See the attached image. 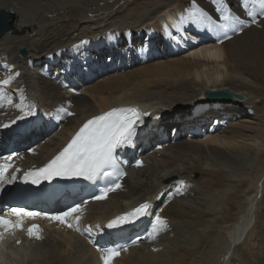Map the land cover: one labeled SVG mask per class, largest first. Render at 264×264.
Here are the masks:
<instances>
[{"label": "bare ground", "instance_id": "bare-ground-1", "mask_svg": "<svg viewBox=\"0 0 264 264\" xmlns=\"http://www.w3.org/2000/svg\"><path fill=\"white\" fill-rule=\"evenodd\" d=\"M109 3L105 0H0V11L8 10L18 15L13 29L0 38V81L13 77L11 84L4 86L6 98L3 107H0V122L9 119L20 122L21 119L17 117L23 116V113L16 105L23 104L27 111L31 102L33 106L35 102H42L43 109L53 112L60 124L65 120L63 132L57 134L54 142L48 141L43 146V156L25 163L20 169L40 165L72 135L71 131L78 127L79 122L114 106L137 104L144 109L151 108L148 115L153 111L152 117L142 128L147 134L143 140H139L142 157L146 141L153 145L165 136L160 129L162 126L180 125L175 131L180 137L186 131H203V128H208L204 124L208 125L213 120L208 130L211 134L200 138V141L186 142H179V137L175 138L176 134L173 137L168 135L176 153L182 151V155L186 154L183 164L186 165L185 169L176 167L174 163L161 167V170L150 168L142 171L143 166L136 168L135 174L130 172L121 179V189L111 192L105 199L88 202L82 212L73 215L70 222L78 223L80 231L58 221H44L40 216L27 219L24 224H29L23 226L21 232L7 233L0 242V264H23L28 257L34 258L35 264H104L103 252L92 245L89 235L98 233L109 219L148 198L156 205L150 212V228L156 215L167 221V228L156 238L158 241L148 237L145 242L121 251L112 264H264V165L263 170L258 167L260 160L256 163L255 157H251L249 172L254 175L249 182L251 186L246 181H242L241 185L234 178L227 181L209 179L210 187H213L207 194L214 203L211 205L192 204L185 198L184 188L179 186L180 182H191V176L186 175L185 171L190 174L192 170L204 168L203 163H198L192 156L193 153L207 152L209 157L217 161L226 159L239 169L247 155L245 152H255L260 159L264 156V114L252 112V115L237 118L243 113L233 112L238 105L245 110H256L258 96L254 99L251 94L243 101H212L207 97L209 92L222 88L248 95L234 81L244 78L243 69H250L253 75L256 74L254 71L264 72V21L258 19L261 16L259 4L253 6L257 21L253 23V17L248 16L241 7V0H226V4L220 5L214 4L212 0H176V7L166 11L156 22L148 20L158 8L156 3L149 11L146 9L145 13H139V19L110 12ZM66 6L72 7L67 12L68 18L67 14L60 13L66 10ZM194 6L202 9L211 19H194ZM218 6L231 8L240 18L242 32L230 30L227 33L230 38H224V31L218 27L222 21L216 19L221 15L215 10ZM50 13L55 16H49ZM196 21L203 24L202 31ZM229 23L231 25V21ZM30 27L33 28L31 35L18 32ZM194 30L200 33L197 37L193 35ZM74 32L88 33L82 39H73ZM133 32L139 37L143 32L147 36L151 32L155 34L148 42L138 45L136 40H132ZM161 38L165 40L166 47H170L166 54L155 50ZM24 45L29 49V56L23 59L29 65L26 73L22 71L21 57L17 54L19 47ZM190 45L192 48L187 52L185 48ZM184 49L183 53L179 52ZM168 53L180 55L168 57L171 56ZM106 54L108 57L110 55L107 61L108 67L112 66L110 69L106 68L105 72L102 67L97 70L92 68L91 72L80 71L81 67H86V64L81 63L88 58L105 60ZM150 59L153 61L146 62ZM74 60L80 66H74ZM139 60L142 63L139 68L125 72L121 71L124 66H117V61L126 65ZM47 64L48 67L54 66L59 78L65 80L63 86L48 77ZM111 70L112 73L105 75ZM94 71L95 74L92 73ZM16 72H19L18 77L15 76ZM69 85H74L76 90L83 93L74 95L71 91L74 88H65ZM155 88L162 95H169L164 104L160 100L162 98L153 104L148 101L157 92ZM9 99L12 100L11 105L7 103ZM238 101L244 103L241 105ZM70 102L76 103L77 107L84 106V112L73 113L67 118L64 113L57 111L67 108ZM181 108L188 111L179 116L170 114L171 111L179 113ZM228 115L236 119L229 123L221 121ZM216 119L219 122L217 125ZM37 128L32 129L22 142H17V147L32 140L33 133L34 139L39 135L41 137L44 132L38 134ZM249 140H253L254 144L246 143ZM133 150L127 152L130 158L136 153ZM17 157L21 159V156ZM208 172L215 174L213 169ZM218 172L223 173L224 170L220 168ZM171 178L178 181L168 184L169 181H166ZM244 186L247 189H242ZM8 197V192L0 194L1 207H4ZM75 216L80 217L79 221L75 220ZM54 223L61 227L51 231L55 228L52 226ZM32 224L39 225L40 239L29 237L27 228ZM55 231L60 233L56 234ZM17 234L23 235L24 245L14 242ZM50 234L56 238L61 235V238L42 244V237ZM192 234L198 240L195 241L196 246L189 242ZM151 240L154 244L148 243ZM6 247L9 253H6Z\"/></svg>", "mask_w": 264, "mask_h": 264}, {"label": "snow or ice", "instance_id": "snow-or-ice-1", "mask_svg": "<svg viewBox=\"0 0 264 264\" xmlns=\"http://www.w3.org/2000/svg\"><path fill=\"white\" fill-rule=\"evenodd\" d=\"M212 2L217 5L226 4V0H212ZM256 4H259L261 9L259 15L264 16V0H241V7L246 10L248 16L253 17V23H256L255 13L253 12V6ZM215 10L221 14L216 19L222 21L218 27L224 31L225 39L230 38L227 35L230 26L232 31H243L240 18L232 12L230 7L218 6ZM193 17L204 21L211 19L197 6L193 7ZM222 42L223 40H221ZM15 76L18 77L19 72H16ZM12 79L13 77L9 76L0 81V107H3L6 98L4 86L10 85ZM7 103L11 105L12 100H7ZM16 107L24 115H32L35 111L34 106H29L27 111H25L23 104H18ZM57 111L66 115H73L66 108H60ZM146 115L148 113H142L135 107H121L112 108L103 114L88 119L54 158L49 160L43 167L25 173V181L31 180V183L38 184L41 181H48L57 177H79L92 182L104 180L108 182L107 186L101 189V194L95 196L94 199H105L108 193L122 188L120 181L126 175V172L122 167V162L119 160L118 150L134 146L138 134L137 130L143 124V117ZM22 118L23 116L17 117V119ZM11 123H16V120L11 121ZM4 126L8 127L9 125ZM31 151L35 153V149ZM12 160L13 157L11 155L0 157V161H3L0 162V188L3 187L8 169L13 167V164L10 163ZM142 164V161L138 160L136 162L137 167L142 166ZM14 179L16 177L12 176L9 179V183ZM86 203L87 201H82L53 215L28 212L23 208H12L10 209V214L15 217V220L10 216L0 214V242L3 241L7 233H13L18 229L22 230L27 219H35L41 215H44L49 220L58 221L62 225L80 231L78 223L74 224L70 221L74 214L83 211ZM151 207L152 205L148 202L141 203L133 211L111 220L107 227H122L125 224L132 223L141 216L149 215ZM79 219V216H75L76 221H79ZM151 228L149 238L154 239L156 235L167 228V221L162 216L156 215ZM27 231L30 237L41 238L39 225L32 224ZM99 250L103 252L102 259L104 264H112L113 259L119 256L121 251H126L127 248L125 246H116Z\"/></svg>", "mask_w": 264, "mask_h": 264}, {"label": "rangeland", "instance_id": "rangeland-1", "mask_svg": "<svg viewBox=\"0 0 264 264\" xmlns=\"http://www.w3.org/2000/svg\"><path fill=\"white\" fill-rule=\"evenodd\" d=\"M83 1V0H82ZM92 2L93 1H95V0H91ZM96 1H99V0H96ZM105 2H110L109 3V5H110V8L108 9L110 12H112V13H116L117 15H119V16H128V15H130V16H132V18L134 19V17L135 18H137V19H139L138 18V16H139V13H145L146 12V9L149 11L151 8H154L155 6L153 5L154 3H156V5H158V6H156V7H158L155 11H153V13H151L150 14V18L148 19L149 21H151V22H156L159 18H160V16H162V15H164L165 13H166V11H168L169 9L170 10H173L175 7H176V0H105ZM104 3V2H103ZM148 5V7L147 8H145L146 6ZM72 9V7H70V6H66V10L65 11H60V13H62V14H67V12L69 11V10H71ZM49 16H55V14L54 13H50L49 14ZM66 18H68V14L66 15ZM71 18V17H70ZM72 19L73 20H75V16H73L72 17ZM142 19V18H141ZM261 22H263L264 21V16H259V18H258ZM67 20V19H66ZM118 21V20H117ZM257 22V21H256ZM196 23H197V26H198V28H199V30L200 31H202V29H201V27L203 26V24L202 25H200L197 21H196ZM33 28H31L30 27V29L28 28L25 32H23V33H20V34H27V35H31L32 33H33ZM86 30V29H85ZM230 30H231V26H230V28H229V30H228V32H230ZM21 31V30H20ZM259 31V30H258ZM67 33V32H66ZM87 33L88 32H86V33H84L83 34V32H74V34H73V39H82V38H84L86 35H87ZM135 32H133V34H132V40H136L137 41V44L139 45V44H143V43H146V42H148L149 41V39L150 38H152V35L153 34H155V32H151V35L150 36H147V34H146V32H143V34L139 37L138 35H136V34H134ZM194 33L195 34H193V35H195L196 37H197V34H200L198 31H196V30H194ZM208 34V33H207ZM81 35H83L82 37H80ZM69 36V35H68ZM68 36H66V37H68ZM76 36V37H75ZM103 37V36H102ZM102 37H101V39H102ZM65 38V37H64ZM146 39H147V41H146ZM192 39V38H191ZM192 40H194V39H192ZM24 47H26L27 48V46H25L24 45ZM20 48H21V46L19 47V49H18V51H17V54L21 57V67H22V71H23V73H26V70L27 71H29L27 68V66H29V65H27V63H25V62H23V59H26L28 56H29V51H28V56L27 57H23L22 56V54L20 53ZM192 48V46L190 45V46H188L187 48H185L186 49V51L187 50H189V49H191ZM185 49L183 50V51H179L180 53H183L184 51H185ZM27 50H29V49H27ZM155 50L157 51V52H160V53H163V54H166V52H169L170 51V47H166V42H165V40L164 39H159V41L157 42V46L155 47ZM188 52V51H187ZM169 54V53H168ZM169 55H171V56H168V57H175V56H178V55H180V54H178V55H176V54H172V53H170ZM105 58V60L103 59L102 60V58H98V59H96V58H94V57H90V58H88L86 61H84V62H82L81 64H86V67H85V69H83L82 67L80 68V71L81 72H85L86 70H88L89 72H91V69L93 68V69H95V70H97V69H100V67H102L103 68V70H102V68H101V70L103 71V72H105L106 71V68H111L112 66H109L108 67V63H107V61L109 60V58H110V55H109V57H108V55L106 54V56L104 57ZM135 59V58H134ZM133 61V60H132ZM131 61V62H132ZM150 61H153V59H150L149 61H146V62H150ZM105 63V66L104 65H102V63ZM113 62V61H112ZM73 63H74V66H77V65H79L78 64V62H76L75 60L73 61ZM111 64V63H110ZM112 65H115L114 63H112ZM140 65H142V63H141V60H139L138 62H136V63H126V65H124V64H117V66L118 67H120L121 68V66H124V67H122L121 68V71L123 70L124 72L125 71H127V70H129V69H134V68H139V66ZM44 66H46V65H44ZM80 66V65H79ZM116 66V65H115ZM24 67V68H23ZM47 69H49L48 70V77L49 78H51V79H53V80H55L56 81V83H59L61 86H63L62 84L63 83H65V80H63V79H60L59 78V73L55 70V67L53 66V67H48V64H47ZM83 70V71H82ZM115 70H117V69H115ZM25 71V72H24ZM95 72L96 71H94V72H92L93 74H95ZM113 71L111 70L110 72H108V73H106L105 75H107V74H109V73H112ZM242 72L244 73L243 74V76H244V78H239V79H236V81H234V82H236L235 84L238 86V87H240V88H242L243 90H245L246 91V93H248V97L250 96L251 97V94L253 95L251 98H253L254 97V99L256 98V96H258L257 98H258V100H257V103H258V107H257V109L256 110H254V111H251V110H245V108L244 107H242V106H240V105H238V106H236V109L235 110H233V112H235V113H239V114H241V113H243V114H241L239 117H237V118H242L243 116H249V114L250 115H252L251 113L252 112H257V114H264L263 112H262V110H263V107H264V72H262V71H254V73H256V74H251L250 73V69L249 70H247V69H243L242 70ZM248 73V74H247ZM245 82L244 84L246 85H244V87H242L243 85H242V82ZM65 88H67V89H73L74 88V85H72V87H70V85H69V87H65ZM155 89H157V88H155ZM74 90V91H73ZM73 90H71V91H73L72 93L75 95H78V94H80V93H83V92H81L80 90H76L75 88L73 89ZM255 90V91H254ZM250 93H249V92ZM253 91V92H252ZM35 92V91H34ZM33 92V93H34ZM159 92V89H157V92H154V95L153 96H151V98L148 100L149 102H151L150 104H153V102H156V100L157 101H159L158 100V98L160 99V98H162V99H160L161 101H162V103L163 102H165L166 100H167V97L169 96V95H162L160 92ZM164 93H166V91L164 90ZM250 94V95H249ZM256 98V99H257ZM37 101H39V99L37 100ZM209 101V100H208ZM239 102V101H238ZM32 103L33 102H31V105H29V106H33L32 105ZM42 103V102H41ZM40 102H35V105H34V110L36 109H38L39 111L42 109V110H44L43 109V107H42V104H41ZM239 103H241V105H242V103H244V102H239ZM164 104V103H163ZM162 104V105H163ZM181 107H183V106H181ZM159 108V107H158ZM68 111H70V112H72V113H83L84 112V110H85V107L84 106H79V107H77V105H76V103H74V102H70V103H68V105H67V108H66ZM45 111V110H44ZM188 111V109H184L183 110V108H181V111H179V113H174L173 111H171V115L172 116H176V115H180V114H183V113H185V112H187ZM46 112V111H45ZM244 113H245V115H244ZM247 113H248V115H247ZM46 114H47V116L46 117H41V116H39L40 115V113L39 112H35L34 114H32V115H34V117L31 119L32 121H35V124H41V125H45V127H46V125L47 124H49V127H51V129H50V131L49 132H45V134H43L40 138H39V140L37 141V142H35L34 144H32L30 147H32V146H34L35 144H37V143H39L38 144V146H36L37 148H35V153H33V152H30V154H28L27 156H25L24 157V160H25V162L27 163V162H31V161H33V160H36V159H39V158H41L42 156H43V154H44V152H45V150H44V148H43V146L49 141V142H51V141H55L56 139H57V134H59V133H62L63 132V129L62 128H64L63 127V124L65 123L64 121L65 120H63L61 123L62 124H60L59 123V121H57L56 119H55V115H54V113L53 112H46ZM65 114V113H64ZM66 115V114H65ZM27 116H28V118H29V116L30 115H24L23 114V118L21 119L22 120V122H24V120H26V119H28L27 118ZM67 116V118H69L71 115H66ZM152 117V116H151ZM220 117H223V116H220ZM225 117V116H224ZM222 119V118H221ZM220 119V120H221ZM233 119H236V118H233L232 117V115H228V116H226L224 119H222L221 121H223L224 123H229V122H231ZM21 120H20V123H21V125H23V123L21 122ZM31 120H28L26 123L24 122V125L25 124H29L28 126L26 125L25 127L26 128H30V129H33V127H32V125H30V121ZM217 120V119H216ZM50 123H51V125H50ZM219 122H218V120L216 121V125L218 124ZM213 124V120H211V122H209L208 123V125H206V124H204L206 127H208V128H203V131H202V129H201V132H199V133H195V132H189V131H186L185 132V134L184 135H181L180 137L178 136V134L179 133H176L175 131H176V129H178V127L180 126V125H177V124H173V125H169V127L167 126L166 128L164 127V126H162V127H160V129H161V131L163 132V133H165V136H171L172 135V137L176 134V136H175V138H178V140H179V142L180 141H184V142H186V141H189V140H198V141H200V138H202V139H204V138H206V137H208V135H210L211 134V132L210 131H208L209 130V127L211 126ZM172 127V128H171ZM192 128V127H191ZM200 128H202V127H200ZM165 129H166V132H165ZM213 130V129H212ZM174 131V133L173 134H171L172 132ZM170 132V133H169ZM188 132V133H187ZM178 136V137H177ZM252 141V142H251ZM149 142V141H148ZM246 143H250V144H254V141L253 140H249V141H246ZM145 145H146V143H145ZM172 145V141H170V142H168V143H163V142H157L156 144L154 143L153 145H146L145 146V154L143 155L144 157H142V159L144 160V162H143V164H142V166H140V167H142L141 168V170L142 171H144V170H147V169H150V168H153V169H157V168H159L160 170L162 169V168H164V167H166V166H168L170 163H174V165L176 166V167H181L182 169H185V167H186V165H183V164H185L184 163V160H185V156H186V154L185 155H182L181 153H182V151L180 152V153H176V148H173V146H171ZM152 146H154V147H152ZM172 148H171V147ZM148 149H147V148ZM171 148V149H170ZM147 149V150H146ZM171 150V151H170ZM183 153H185L184 151H183ZM207 152H203V154L202 153H199V154H195V153H193L192 154V156L195 158V159H197V161H198V163L199 162H201V163H203V165H204V168H202V167H200V168H198L197 170H192V173H190L189 174V172H187V171H185V174L187 175H190L191 176V182H189V181H185V182H183V183H179V186L180 187H182V188H184V193H185V198H187V200L188 201H190L192 204L194 203H198V204H201V203H203V204H214V203H212L213 201L208 197V192L209 191H211V190H213L212 188L213 187H210V181H209V179H211V178H214V179H218V180H222V181H227V180H229V179H236L237 181H239V183H241L242 181H246L247 182V184H248V186H251L250 184H249V182H250V179H251V177L252 176H254L253 174H251V172H249V170H250V162L252 161V159H251V157H255V160H256V163H258V161H259V163L257 164L258 165V167H260L262 170H263V165H264V156H262L261 157V159H260V157L258 156V155H256L255 154V152H245L247 155H246V157H241V159H240V161L242 160V158H243V160H242V167L239 169V167H235L234 165L232 166V164L230 163V162H228V161H226V159H223V158H220L218 161L215 159V158H212V157H209L210 155L207 153ZM188 154H190V153H188ZM194 154H195V156H194ZM182 155V156H181ZM178 156H180V157H178ZM183 157V158H182ZM187 157V156H186ZM182 158V159H181ZM210 158H212V159H210ZM216 160V161H214V160ZM182 160V161H181ZM14 163H12L13 164V167L12 168H9L8 169V172H11V170L13 171V170H15V169H20L23 165H24V163H17L16 162V159H14ZM181 161V162H180ZM200 163V164H201ZM18 164V165H17ZM182 165V166H181ZM262 167H261V166ZM145 166V167H144ZM164 166V167H163ZM174 166V167H175ZM217 166V167H216ZM139 167V168H140ZM162 167V168H161ZM231 167V168H230ZM223 169L224 170V172L223 173H221V172H218L219 171V169ZM234 168V169H233ZM210 169H213L214 171H215V174L213 175V173L212 172H208ZM194 171V172H193ZM239 171V172H238ZM224 173H226L225 175H224ZM217 175V176H216ZM228 176V177H227ZM175 177H176V175H175ZM224 178V179H223ZM256 178V177H255ZM175 179V178H174ZM173 179V180H174ZM177 181H178V179H177ZM177 181H174L173 183H175V182H177ZM262 182H263V184H264V179L262 180ZM185 183V184H184ZM187 183V184H186ZM184 185V186H183ZM241 185H242V183H241ZM185 187H186V189H188V190H186L185 189ZM191 187H193V188H195L194 190H192V188ZM242 189H247V186H244V187H242ZM189 191V192H188ZM195 191V192H194ZM188 195H189V197H188ZM260 203V202H259ZM259 203H258V206L257 207H259ZM262 205V204H261ZM226 207H228V208H230V206L229 205H227ZM1 208H3V207H1V205H0V209ZM221 208V206L219 205L218 206V209H220ZM222 210V209H221ZM223 211V210H222ZM12 219H14L15 220V217L14 216H10ZM52 226L53 227H55V228H52L51 229V231H54V230H56V228H60L61 227V225H59V224H57V223H54V224H52ZM88 226V225H87ZM63 231V230H62ZM19 232H21V230H16L14 233L16 234V233H19ZM56 232V234H57V232L58 233H60L59 231H55ZM54 233V232H53ZM62 233V232H61ZM162 233L160 232L158 235H156V237L153 239V240H156V241H158L156 238H159L160 237V235H161ZM181 234H183V233H181ZM185 234V233H184ZM187 235V234H186ZM52 239H51V238ZM189 237H192L191 238V241H189L190 242V244H192V246L194 245V246H196V242L198 241L197 240V238L192 234V235H190ZM18 238V242L21 244V245H24L25 244V241H24V239H23V235H21V234H17L16 235V237H15V239H14V242H15V240ZM59 238H61V235H60V237H54V235H52V234H50L49 236H43L42 237V239H41V241L40 242H42L43 241V243L42 244H44V243H46V242H52V241H55V240H57V239H59ZM162 238V237H161ZM52 240V241H51ZM153 240H151V241H149L148 243L150 244L151 242L154 244V242H153ZM196 241V242H195ZM188 242V241H187ZM16 243V242H15ZM24 243V244H23ZM10 247V246H9ZM6 253H9V252H7V251H10L9 250V248L8 247H6ZM10 255V254H9ZM8 255V256H9ZM23 264H35V262H34V258H27L26 260H24V262H23Z\"/></svg>", "mask_w": 264, "mask_h": 264}, {"label": "water", "instance_id": "water-1", "mask_svg": "<svg viewBox=\"0 0 264 264\" xmlns=\"http://www.w3.org/2000/svg\"><path fill=\"white\" fill-rule=\"evenodd\" d=\"M18 19V15L15 13L8 12V10H1L0 11V38L5 35L8 31L13 29V27L16 24V21ZM25 31H18L19 33H23ZM17 32V31H16ZM21 53L23 55L27 54V49L25 47H21ZM209 91H207L208 93ZM210 94L207 95L208 99L212 101H218V100H230V99H236L239 101H243L247 99V95L240 92H234L228 88H222L219 90H215L212 92H209ZM172 179L167 180L166 182H170Z\"/></svg>", "mask_w": 264, "mask_h": 264}]
</instances>
